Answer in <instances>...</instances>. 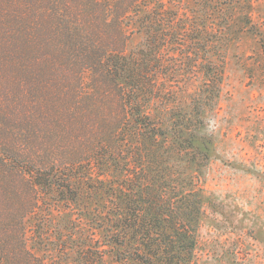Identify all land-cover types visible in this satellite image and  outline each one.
Wrapping results in <instances>:
<instances>
[{
  "label": "trees",
  "instance_id": "trees-1",
  "mask_svg": "<svg viewBox=\"0 0 264 264\" xmlns=\"http://www.w3.org/2000/svg\"><path fill=\"white\" fill-rule=\"evenodd\" d=\"M168 3L0 0V264H49L28 221L53 203L103 234L77 264H195L213 150L201 106L216 102L223 66L204 62L210 23ZM238 3L239 32L260 37ZM134 31L144 43L127 54ZM196 71L203 97L176 105Z\"/></svg>",
  "mask_w": 264,
  "mask_h": 264
},
{
  "label": "rangeland",
  "instance_id": "rangeland-1",
  "mask_svg": "<svg viewBox=\"0 0 264 264\" xmlns=\"http://www.w3.org/2000/svg\"><path fill=\"white\" fill-rule=\"evenodd\" d=\"M167 1L171 4L166 6L173 5L192 21L210 23L215 43L208 46L204 62L223 66L216 102L201 106L202 133L211 135L213 150L199 183L203 215L195 264H264V0H243L260 37L245 29L239 32L241 0ZM144 37L134 31L126 53L141 48ZM189 76L176 105L191 107L193 99L199 103L203 97L202 74ZM53 206L51 216L28 221V245L36 255L49 264H77L76 250L83 240L99 255L105 248L102 232H90L91 222H80L76 211ZM103 261L112 264L108 256Z\"/></svg>",
  "mask_w": 264,
  "mask_h": 264
}]
</instances>
